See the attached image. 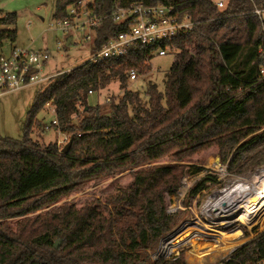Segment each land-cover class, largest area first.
Listing matches in <instances>:
<instances>
[{"label": "trees", "instance_id": "1", "mask_svg": "<svg viewBox=\"0 0 264 264\" xmlns=\"http://www.w3.org/2000/svg\"><path fill=\"white\" fill-rule=\"evenodd\" d=\"M138 2L172 4L197 21L161 44L176 51L164 91L150 83L143 99L126 86L130 70L150 68L154 51L141 43L122 58L86 61L49 78L23 139L0 135V219L20 217L15 224L0 220V264H188L183 256L152 255L174 228L168 195L187 171L181 163L145 165L168 154L183 160L216 144L227 148L222 160L230 169L264 167V14L253 11L264 0H229L223 9L213 0H91L90 11L101 18L92 31L94 52L127 28L113 19L117 9ZM78 4L58 0L56 18L73 19L68 8ZM15 37L16 30L0 29V41ZM115 78L123 93L110 111L90 105L89 93ZM44 104L54 106L58 130L74 137L68 152L65 144L42 146L31 138ZM135 167L131 181L104 199L58 204L89 181ZM207 181L218 182L215 175L201 177L185 205L202 195ZM217 264H264V229Z\"/></svg>", "mask_w": 264, "mask_h": 264}, {"label": "rangeland", "instance_id": "2", "mask_svg": "<svg viewBox=\"0 0 264 264\" xmlns=\"http://www.w3.org/2000/svg\"><path fill=\"white\" fill-rule=\"evenodd\" d=\"M0 9L4 14L14 16L12 20H7L0 29L16 30L15 39H4L3 53L9 55L14 47L48 50L51 53V58L42 66L41 73L50 79L60 72L69 71L73 67L89 61L95 53L92 50L93 37L89 40L85 39V36L90 33L88 28L81 27L79 31L68 32L59 25L60 20L55 16L58 10V0H0ZM84 18L83 16L80 20ZM73 37L81 38L83 41L75 44L72 41ZM175 52L171 49L166 55H160L158 51L153 52L149 61L150 68L146 69L144 73L140 70V73L137 71L138 77L136 79L129 77L126 86L130 90L139 92L143 99L148 98L150 83H155L161 91H164L166 74L176 58ZM50 79L10 91L0 97L1 136L23 139L26 122L32 105L35 103L36 95L39 90L49 84ZM122 93L121 81L115 78L108 86L89 93L88 103L90 105L100 104L103 111H110V102L118 100ZM36 118L41 122V126L31 132V138L34 141L46 146L50 143L61 142L65 138L64 133L53 124L56 114L52 104H44ZM226 150V147L221 149L220 146L213 144L194 154H186L183 160H177L174 154H168L145 165L181 163L180 165L187 171L177 189L168 195L169 212L176 214V223L168 236L175 232L178 233L170 240H166L167 236L160 241L158 248L152 253L154 259H157L159 252H163L162 246L169 243L167 251L163 252L161 257L183 256L187 259L188 264H217L228 256L237 245L254 237L264 229V210L248 215L249 218L245 222L238 220L240 214L244 212V208L241 206L244 205L243 201L246 199L238 201L237 207L231 213L225 211L226 207H213L225 190L229 191L240 183H244V186L253 190L252 196L247 201L256 199L264 186V167L244 173H239L241 166L238 164L230 169L228 161L222 160V153L227 152ZM233 153L234 151L229 152L228 160ZM243 160L245 157L242 158L240 164L243 163ZM136 168L128 169L113 177L89 181L58 204L75 202L81 205L95 198L104 199L119 185L128 184L132 179L131 171ZM199 168L201 169L199 174H194L195 170ZM208 174L215 175L218 182L207 181V189L202 195L196 196L191 205H185L184 200L189 196L188 192L191 186ZM234 199L235 197L233 201ZM225 213H228V217L222 216ZM18 219L20 217L0 220H8L15 224ZM237 230H241V235L238 237L221 239L219 231L233 233ZM215 231L216 233H214ZM207 243L212 245L204 247L208 245ZM204 253L206 254L204 255Z\"/></svg>", "mask_w": 264, "mask_h": 264}, {"label": "built area", "instance_id": "3", "mask_svg": "<svg viewBox=\"0 0 264 264\" xmlns=\"http://www.w3.org/2000/svg\"><path fill=\"white\" fill-rule=\"evenodd\" d=\"M90 1L79 0L78 5H71L69 11L74 15V18L61 19L59 25L68 32L79 31L81 27H86L90 33L85 36V39H92V31L100 25L101 18L90 11ZM213 1L222 9L229 2V0ZM254 5V12L264 14V7L257 6L255 3ZM83 16L85 18L80 20ZM4 17L6 14L2 13L0 9V21ZM113 19L116 22L124 23L127 28L105 43L89 61L97 62L127 56L130 46L134 43H141L153 49L154 52L158 51L160 55H166L171 48L161 46V44L192 31L197 24V21L192 19L189 14L180 15L175 11L174 5L163 2L154 4L138 2L127 8H119L113 14ZM2 25L4 24L0 23V28ZM72 41L79 44L83 40L73 37ZM4 47V40H2L0 41V97L10 91L49 79L48 76L41 73L42 66L51 58V53L48 50L14 47L11 53L6 55L3 53ZM129 77L136 79L138 77L137 70H130ZM56 123L57 121L54 120L53 124ZM69 139L70 137L65 135L59 144H66ZM163 252H159L157 258L161 257Z\"/></svg>", "mask_w": 264, "mask_h": 264}, {"label": "bare ground", "instance_id": "4", "mask_svg": "<svg viewBox=\"0 0 264 264\" xmlns=\"http://www.w3.org/2000/svg\"><path fill=\"white\" fill-rule=\"evenodd\" d=\"M252 194H253V190L250 187H246V186H244V183L243 184L240 183L236 187H234L233 189H231L229 191L225 190L223 192L222 197H219L218 201L213 204V207H215V208H221V206L226 207V208H224V209H226L225 211L226 212L230 211L229 213H231V211H233L237 207L238 201H240L241 199H246L245 201H243L244 205L242 204L243 206H241V208H244V212H242L240 214V217L238 219L241 222H245L249 218L248 215H252L254 213L256 214L257 212L259 213L260 210H262V211L264 210V186L262 188V192L259 194V196L256 199H254L253 201L252 200L247 201L248 199H250ZM234 197H235V199L233 201ZM222 216L228 217V213H225ZM219 232L221 234V239H224V240H226L228 238H236L239 235H241V230H237L233 233L222 232V231H219ZM214 233H216V231ZM207 244L208 245H205L204 247H208V246L212 245L209 243H207ZM168 245H169V243L164 244L162 246L163 247L162 251H164V252L167 251L166 248ZM215 245H217V244H215ZM227 246L229 247V245H227ZM204 247H202V248H204ZM207 252H209V251H207ZM205 254L206 253H204V255Z\"/></svg>", "mask_w": 264, "mask_h": 264}, {"label": "water", "instance_id": "5", "mask_svg": "<svg viewBox=\"0 0 264 264\" xmlns=\"http://www.w3.org/2000/svg\"><path fill=\"white\" fill-rule=\"evenodd\" d=\"M69 44V43H68ZM73 136L69 139V141L64 145L62 151L63 152H68L72 146V143H73ZM178 232H175L173 235H170L166 238V240H170L171 238H173ZM61 243V239H57L56 242H55V246L56 247H59Z\"/></svg>", "mask_w": 264, "mask_h": 264}]
</instances>
